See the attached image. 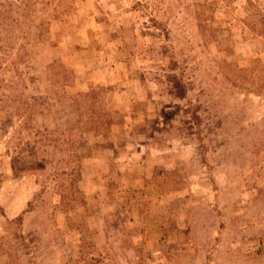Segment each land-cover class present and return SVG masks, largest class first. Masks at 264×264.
I'll return each mask as SVG.
<instances>
[{"label": "rangeland", "instance_id": "rangeland-1", "mask_svg": "<svg viewBox=\"0 0 264 264\" xmlns=\"http://www.w3.org/2000/svg\"><path fill=\"white\" fill-rule=\"evenodd\" d=\"M0 264H264V0H0Z\"/></svg>", "mask_w": 264, "mask_h": 264}]
</instances>
